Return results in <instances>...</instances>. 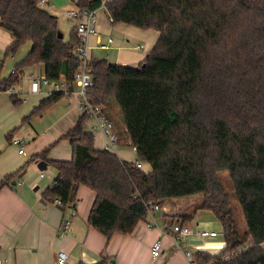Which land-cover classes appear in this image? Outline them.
<instances>
[{"label":"trees","instance_id":"obj_1","mask_svg":"<svg viewBox=\"0 0 264 264\" xmlns=\"http://www.w3.org/2000/svg\"><path fill=\"white\" fill-rule=\"evenodd\" d=\"M104 5L111 22H124L159 36L135 66L91 59L87 98L103 108L119 107L137 157L149 171L96 148L84 128L82 112L61 137L70 159H48L57 175L44 191L70 204L80 185L94 192L87 221L107 239L129 234L152 204L202 194L190 213L213 212L221 222L223 246L215 253L197 250L196 264H264V0H77L78 8ZM0 27L13 40L6 54L31 42L13 71L0 78V91L19 81L25 67L41 63L50 80L64 79L68 90L80 65L73 26L63 40L57 16L37 0H0ZM64 91L42 98L22 118L29 121L58 101ZM20 102L13 98V103ZM16 128L6 133L11 135ZM48 148L30 156L45 159ZM227 171L241 209L244 228L234 217L219 174ZM11 175L4 176L0 188ZM252 245L238 251L244 244ZM234 252L229 258L226 253Z\"/></svg>","mask_w":264,"mask_h":264},{"label":"crops","instance_id":"obj_2","mask_svg":"<svg viewBox=\"0 0 264 264\" xmlns=\"http://www.w3.org/2000/svg\"><path fill=\"white\" fill-rule=\"evenodd\" d=\"M70 3L74 6L72 0ZM41 7L51 12L48 0ZM96 14V33L89 37L91 59L105 58L109 63L135 66L151 50L159 36L153 28L111 22L103 5L96 8ZM61 36H64L63 33ZM12 40L11 34L0 27L1 79L13 71L15 64L31 47V42L26 41L22 43L21 53L6 54ZM32 74L44 75L41 63L25 67L16 84L0 91V147L5 146V134L14 128L10 143L17 147L11 156L7 152L0 155V176L3 175L0 181H4V176L11 175L0 188V264H55L60 251L67 254L65 264H188L184 252L189 249L180 244V239L174 240L170 227L181 220V215L190 213L186 209L189 200L180 203L173 198L161 205L163 214H147L131 233H114L107 239L87 221L94 198L91 189L80 185L66 206L45 198L44 191L57 175L56 169L47 160L71 158L70 144L61 135L74 125L82 110L77 105V86L73 83L69 89L71 93L61 88L65 95L41 114L22 122V118L42 98L55 91L52 83L33 81ZM14 97L20 102L13 103ZM103 109L113 121L118 135L117 142L108 149L121 159L133 161L137 152L131 148L121 114L116 111L115 104ZM84 128L92 132L96 148H106L107 138L95 126L94 118L88 116L84 120ZM21 146L23 150L20 152ZM45 147L48 150L44 160L30 159L31 155ZM41 160L44 162L42 168L38 167ZM142 169L149 171L151 166L143 161ZM204 211L206 209H198L188 224L216 231L217 234L202 239L197 236L181 238L197 243L192 253L197 250L215 253L224 244L221 222L211 214L207 216ZM157 239L161 241V254L153 256L151 245ZM261 245L264 248V242Z\"/></svg>","mask_w":264,"mask_h":264},{"label":"built area","instance_id":"obj_3","mask_svg":"<svg viewBox=\"0 0 264 264\" xmlns=\"http://www.w3.org/2000/svg\"><path fill=\"white\" fill-rule=\"evenodd\" d=\"M77 0H72L74 6L71 8H65L63 10V14L69 19L74 21V27L76 29V34L79 37V42L74 48V52L78 60L80 61V65L76 70L73 83L77 86V105L82 110L91 116L95 120V126L99 128L107 138L106 149L112 148V146L117 142L118 135L115 131V126L113 121L107 116L103 106L101 105H93L87 98V88L92 84V73H93V65L90 58V46H89V37L96 33V23H97V14L96 8H78L76 6ZM103 2L106 0H102ZM37 3L42 6L45 3V0H37ZM103 5V4H102ZM104 6V5H103ZM111 20V18L109 17ZM31 78L35 82H42L44 84L52 83L55 91H60L61 88L70 92L67 88V84L64 79L58 80H50L45 75H37L32 74ZM71 93V92H70ZM17 142L16 140H14ZM131 148L136 151V146L131 143ZM23 147L19 148L21 152ZM142 160L139 157H136L132 163L138 167L142 168ZM51 202L61 204V201L58 197L50 198ZM150 205L148 208V214H152L153 212H159L163 214V209L158 204H152L150 201L148 202ZM65 226V225H64ZM170 231L172 232V236L175 241H178L180 238L197 236L198 238H204L207 236H215L217 234L216 231H207L204 229H200L197 227H193L188 223H182L181 221H175L171 227ZM252 245L251 242L244 244L242 247L238 249V251H242L247 249ZM161 241L159 239L155 240L151 245V253L153 256H158L161 254ZM185 258L188 264H196L193 253L189 250H185L184 252ZM234 255V252L226 253L224 258H229ZM67 254L65 252H58L55 264H65Z\"/></svg>","mask_w":264,"mask_h":264},{"label":"rangeland","instance_id":"obj_4","mask_svg":"<svg viewBox=\"0 0 264 264\" xmlns=\"http://www.w3.org/2000/svg\"><path fill=\"white\" fill-rule=\"evenodd\" d=\"M48 1H49V5L51 6V8H50L51 13H53L54 15L57 16V25H58L59 31L61 33H63V35H64L62 38H63V40L66 41V40H68L70 30L73 27V20L66 17L63 14V10L65 7L71 6L70 0H48ZM71 7H73V6H71ZM101 12H103V9ZM124 38H126V36ZM22 51H23V45L21 44L17 50V53H21ZM106 52H109V50H107ZM94 56H96V55L94 54ZM111 106H113V104ZM115 106L117 108L116 111H118V113H120L118 105L115 104ZM16 148L17 147L14 146L12 143L8 142L6 140V137H5V146L3 148L0 147V155L4 152H7L8 156H11V155H13L14 150L16 151ZM2 177H3V175L0 176V179ZM219 177H220V180H221L223 187L228 192L230 203H231L232 210H233V214H234V217L237 221V224H238L240 229H243L244 228L243 215H242L241 209L239 207V204H238V202H237V200L233 194L231 182L229 180L227 171H225V170L221 171L219 174ZM201 196H202V194L199 193V194H194V195L188 196L187 198L186 197H175L173 200L175 202H180V203H184V202H186V200L187 201L189 200L190 202H189V205H187L188 207L186 209L189 212H191L193 207L200 202ZM204 212L207 216H209L211 214L214 217H216L213 214V212L210 210L206 209V211H204ZM185 238H187V237H185ZM179 241H181L180 244H182L185 248L189 249V251H191V252L193 250V247L197 244V243L192 244V243H189L188 241L186 242V241L182 240L181 238ZM202 243H199V245H201Z\"/></svg>","mask_w":264,"mask_h":264},{"label":"water","instance_id":"obj_5","mask_svg":"<svg viewBox=\"0 0 264 264\" xmlns=\"http://www.w3.org/2000/svg\"><path fill=\"white\" fill-rule=\"evenodd\" d=\"M60 35H61V33H60ZM43 163H44L43 160L39 161V163H38V167L42 168V167H43ZM195 241L200 242L201 240H195ZM75 264H83V263H81V262H77V263H75Z\"/></svg>","mask_w":264,"mask_h":264}]
</instances>
